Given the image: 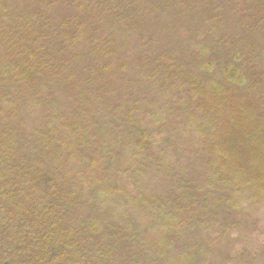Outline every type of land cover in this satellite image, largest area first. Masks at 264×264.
<instances>
[{
	"label": "rangeland",
	"instance_id": "1",
	"mask_svg": "<svg viewBox=\"0 0 264 264\" xmlns=\"http://www.w3.org/2000/svg\"><path fill=\"white\" fill-rule=\"evenodd\" d=\"M120 3L117 14L93 9L95 28L74 43L79 56L38 79L49 97L44 107H32L29 89L18 88L22 66L0 43V132L13 131L12 143L25 150L48 147L42 156L49 162L53 151L62 159L79 202L69 204L66 226L84 257L96 251L103 264H264V159L231 158L223 168L205 149L214 143L208 118L187 87V79L207 77L196 96L222 98L227 81L216 66H201L216 63L213 55L239 53L246 67L264 72V0ZM146 132L141 145H153L152 155H135Z\"/></svg>",
	"mask_w": 264,
	"mask_h": 264
},
{
	"label": "trees",
	"instance_id": "2",
	"mask_svg": "<svg viewBox=\"0 0 264 264\" xmlns=\"http://www.w3.org/2000/svg\"><path fill=\"white\" fill-rule=\"evenodd\" d=\"M120 1L0 0V43L13 51L10 59L21 64L23 75L18 78L17 86L21 91L29 89L28 100L32 107H44L49 99L38 89V79L62 70L54 68L57 62L66 60L70 65L79 56L74 43L88 35V28H95L93 9L102 11L107 7L108 13L117 14ZM140 1L132 0V6ZM36 7L42 8L37 10ZM61 7L67 8L69 13L58 11ZM67 49L69 52L65 55ZM213 57L216 63L206 65L205 62L201 66H216L222 74L218 72L219 76L227 81L222 85V98L212 97L211 103L202 101L196 93L207 77L190 79L189 83L187 79L190 94L194 95L191 103L200 107L199 113L204 112L208 118L204 119V124L209 126L207 136L219 146L214 150L213 143L205 149L214 153L227 170L231 158L243 162L247 156L264 159V72L255 70L257 64L253 68L246 67L239 53H227L220 59ZM234 58L238 60L235 63ZM47 69L50 70L45 72ZM204 69L198 68L196 72L202 73ZM190 76L187 74L185 78ZM11 95L12 92L5 95L9 106ZM21 98L25 100L24 95ZM148 136L146 132L135 141V155L144 152L140 140ZM11 137L13 131L0 132V264H92L96 251L87 254L92 256L88 257L90 263L80 250L82 242L80 244L66 226L70 218L68 206L78 198L71 197L72 185L60 171L62 159L53 151L49 162L42 156L48 147L34 145L25 150L12 143ZM152 146L145 150V156L152 155ZM157 149L161 150L159 146ZM242 161L239 168L244 169ZM97 223L91 225H99ZM99 230L103 232L101 237L104 236V228L101 226ZM108 240L112 241L109 237ZM94 246L97 251L101 248L97 243ZM96 259L97 264L107 260L104 261L102 255H97Z\"/></svg>",
	"mask_w": 264,
	"mask_h": 264
}]
</instances>
